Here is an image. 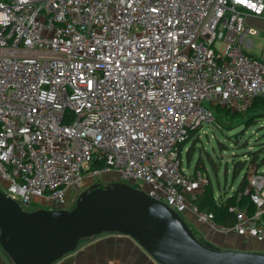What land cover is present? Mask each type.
<instances>
[{
  "label": "built area",
  "instance_id": "obj_1",
  "mask_svg": "<svg viewBox=\"0 0 264 264\" xmlns=\"http://www.w3.org/2000/svg\"><path fill=\"white\" fill-rule=\"evenodd\" d=\"M248 15L264 18V0H0V190L25 209H72L112 173L263 241L262 171L250 166L254 211L224 227L194 202L209 179L180 148L210 105L246 112L264 96Z\"/></svg>",
  "mask_w": 264,
  "mask_h": 264
},
{
  "label": "water",
  "instance_id": "obj_2",
  "mask_svg": "<svg viewBox=\"0 0 264 264\" xmlns=\"http://www.w3.org/2000/svg\"><path fill=\"white\" fill-rule=\"evenodd\" d=\"M94 184L72 209L28 210L0 190V244L13 264H54L81 240L103 233L133 238L159 264H264V252L223 249L145 189Z\"/></svg>",
  "mask_w": 264,
  "mask_h": 264
},
{
  "label": "rangeland",
  "instance_id": "obj_3",
  "mask_svg": "<svg viewBox=\"0 0 264 264\" xmlns=\"http://www.w3.org/2000/svg\"><path fill=\"white\" fill-rule=\"evenodd\" d=\"M257 118L258 120L253 124L244 126L239 122H228V120L215 109L214 119L203 124L200 127L199 133L183 147L182 160L185 170L188 173H193L196 163L199 159H202L207 168L206 172H202L206 176L208 172L216 192L221 195L226 191V195L231 196L235 192L243 176V173H241L238 177L234 178L233 169L235 162L241 159L249 162V160H251V154L254 152L258 153L260 162H263L264 115L258 116ZM192 146L194 148V153L189 161L188 149ZM102 178L112 181L116 180V176L112 175V173L103 174ZM140 187L148 191L151 185L142 182L140 183ZM38 207L39 205H33L28 210H37ZM184 218L201 240L223 248L218 238L223 237V234L220 233L228 234V231L223 232L209 227L206 222L199 220L198 217L190 211L184 214ZM0 250L11 261L1 244Z\"/></svg>",
  "mask_w": 264,
  "mask_h": 264
},
{
  "label": "crops",
  "instance_id": "obj_4",
  "mask_svg": "<svg viewBox=\"0 0 264 264\" xmlns=\"http://www.w3.org/2000/svg\"><path fill=\"white\" fill-rule=\"evenodd\" d=\"M246 25L258 30L257 34L251 35L252 42L247 47L248 53L264 59V18L248 15ZM228 232V234L220 233L223 237L218 238L223 248L264 252V240L258 241L254 237L242 236L234 231ZM112 262L159 264L133 238L120 233H103L86 238L79 243L77 250L54 264H109ZM0 264H13L1 250Z\"/></svg>",
  "mask_w": 264,
  "mask_h": 264
},
{
  "label": "trees",
  "instance_id": "obj_5",
  "mask_svg": "<svg viewBox=\"0 0 264 264\" xmlns=\"http://www.w3.org/2000/svg\"><path fill=\"white\" fill-rule=\"evenodd\" d=\"M210 107L213 112L215 109L218 110L230 123L239 122L241 125L249 126L258 120V116L264 115V96L256 97L253 104L246 112L234 111L229 107H222L220 105H210ZM200 127L201 125L189 129L188 139L180 146L182 150L184 145L199 133ZM193 153L194 148L192 146L188 149L189 161L191 160ZM262 161L263 162H260L258 153L254 152L251 154V160H249V162L242 159L235 162L233 169L234 178L238 177L241 173H243V176L235 192L231 196H227L226 191L219 195L207 172L209 183L206 184L202 193L194 200L200 211L213 213L215 221L224 227H231L237 222L236 209H247L249 212H253L255 206L251 201L250 195L246 192L249 183V168L253 165L264 174V159ZM206 170L205 163L202 159H199L195 165L193 173L196 174L198 171L206 172Z\"/></svg>",
  "mask_w": 264,
  "mask_h": 264
}]
</instances>
